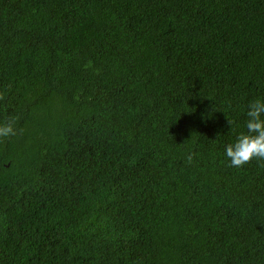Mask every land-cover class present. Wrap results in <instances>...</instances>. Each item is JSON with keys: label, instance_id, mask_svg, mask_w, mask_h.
Masks as SVG:
<instances>
[{"label": "trees", "instance_id": "obj_1", "mask_svg": "<svg viewBox=\"0 0 264 264\" xmlns=\"http://www.w3.org/2000/svg\"><path fill=\"white\" fill-rule=\"evenodd\" d=\"M256 98L264 0H0V264H264Z\"/></svg>", "mask_w": 264, "mask_h": 264}, {"label": "clouds", "instance_id": "obj_2", "mask_svg": "<svg viewBox=\"0 0 264 264\" xmlns=\"http://www.w3.org/2000/svg\"><path fill=\"white\" fill-rule=\"evenodd\" d=\"M245 116L243 127L246 130L236 133L234 141L224 146L225 157L232 167H242L254 158L264 160V98L251 100L246 105ZM232 123L228 121L230 126ZM17 134L16 117L0 121V141ZM188 159L191 160L192 156L189 155Z\"/></svg>", "mask_w": 264, "mask_h": 264}]
</instances>
